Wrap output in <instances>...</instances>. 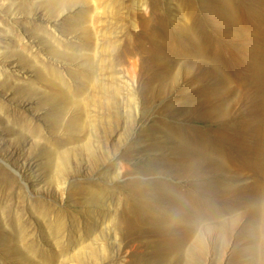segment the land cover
I'll use <instances>...</instances> for the list:
<instances>
[{
	"label": "rangeland",
	"instance_id": "1",
	"mask_svg": "<svg viewBox=\"0 0 264 264\" xmlns=\"http://www.w3.org/2000/svg\"><path fill=\"white\" fill-rule=\"evenodd\" d=\"M233 15L212 0H0V264H264L248 200L224 223L207 203L138 220L157 180L262 183L233 156L264 139V0H234ZM179 124L237 149L189 166ZM160 157L171 172L141 170Z\"/></svg>",
	"mask_w": 264,
	"mask_h": 264
},
{
	"label": "bare ground",
	"instance_id": "2",
	"mask_svg": "<svg viewBox=\"0 0 264 264\" xmlns=\"http://www.w3.org/2000/svg\"><path fill=\"white\" fill-rule=\"evenodd\" d=\"M212 1H214V3L216 4L217 11L222 18L231 17L234 22V0ZM206 46V41L203 42L202 40H197L195 41V43H192L189 46L190 48L195 50L197 55L199 56V64H202L204 57L209 58L208 56H206ZM262 71L264 74V69H262ZM260 82L264 84V76L260 78ZM257 93L258 91L256 92V94ZM259 97L263 99L262 101H260V103H264L263 91L260 92ZM179 125L181 126L182 124ZM234 126L236 135H240L241 133H243V131L241 130L244 127L243 122H239L238 125L236 123ZM179 129L183 133H185V155L189 161V166H192L195 163H201L214 154L224 157L223 153L226 154V149L230 150V148H232L233 150H235L236 148V146H233L229 141H224L225 139L223 140L222 138H219V140L216 139L215 142L208 140L200 127H190L186 125L185 128H182L181 126L179 127ZM256 131L259 132L260 135L263 134L262 137L264 136L263 126L259 127ZM252 143L254 144V146L252 145ZM245 144L246 150L250 151L251 154L246 155L243 152L244 155H242L243 153L241 155L237 154L238 159L234 156L233 158L236 161H243L244 163L248 164L249 167H254L255 175L259 176V179L262 182L261 184H252L247 190L243 189L239 191L238 189L237 191H234L233 186H237L239 182L237 183L236 181H230L229 186H227L225 190H220L216 187L215 184H212L213 180L211 181L212 183L205 181L204 184V181L202 179H199L196 180L192 185L187 184L186 186L177 181L173 182L171 180V182L167 179L157 180V187L151 190H140L142 199L138 200V204L142 206V208L140 209L138 220H142L148 223L156 222L157 224L168 226L163 223L162 217L160 215L161 212H165V214L170 219H172L176 215L183 216L187 219L192 216L195 211L202 210L203 206L207 203L212 208L210 217L217 218L219 221H222V223H224V215L231 209V205L238 209L244 210L247 208V200L250 202V205L257 215L262 214V212L264 213V139H259V144H257V142L253 141V139L246 138ZM248 146H250V148ZM251 148L253 149V151L251 150ZM158 159L160 161L159 164L151 165V160H148L146 167H142L141 170L145 172L163 169L165 172H171L170 168H172L174 161H169L165 157H160ZM198 171L200 175H204L199 169ZM234 173L239 174V172L237 171H235ZM182 174L186 175L183 172H178L177 175ZM251 182L253 183L254 181ZM250 184L251 183H249L248 185ZM252 191L253 193H251ZM217 198L221 200L219 204H217ZM167 231L171 233L167 235H170L171 238L176 242L179 240H182L184 243L189 241L190 234H175L176 229L174 228L167 229ZM182 231L186 233L187 230L183 229ZM225 235L226 234H222L220 237L222 244L225 243ZM164 237L167 238L166 235H164ZM161 254L162 252H157L156 259L159 260L162 257ZM182 254L184 256L187 255L186 252H183ZM166 257L163 256L162 258Z\"/></svg>",
	"mask_w": 264,
	"mask_h": 264
}]
</instances>
